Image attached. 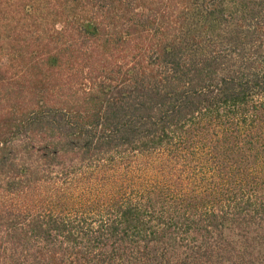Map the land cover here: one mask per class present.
Returning a JSON list of instances; mask_svg holds the SVG:
<instances>
[{"label":"trees","instance_id":"obj_1","mask_svg":"<svg viewBox=\"0 0 264 264\" xmlns=\"http://www.w3.org/2000/svg\"><path fill=\"white\" fill-rule=\"evenodd\" d=\"M0 264H264V0H0Z\"/></svg>","mask_w":264,"mask_h":264}]
</instances>
